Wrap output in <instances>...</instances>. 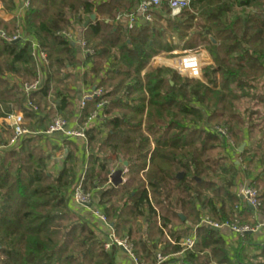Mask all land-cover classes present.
Returning <instances> with one entry per match:
<instances>
[{
  "label": "trees",
  "instance_id": "obj_1",
  "mask_svg": "<svg viewBox=\"0 0 264 264\" xmlns=\"http://www.w3.org/2000/svg\"><path fill=\"white\" fill-rule=\"evenodd\" d=\"M132 1L31 0L23 21L27 40L9 41L12 37L0 32V103L8 105L6 112L12 104L27 118L37 116L25 109L20 86L10 81L38 78L35 39L50 65L46 83L33 99L54 93V115L67 113L71 104L66 86L74 77L70 71L77 67L78 54L77 42L64 34L79 28L81 41L94 52L85 54L83 82L103 89L83 110L84 117L102 102H107L103 114L108 116L101 130L86 132L92 167L84 188L96 194L103 190L94 199L114 231L128 238L140 264H156L157 252L169 257L182 251L168 238L179 242L189 237L203 212L219 225L234 224L237 214L241 224L254 226L253 211L235 189L244 165L259 162L264 167V0H192L175 19L165 17L166 27L162 15L154 25L132 31L112 24ZM0 2L9 12L17 8L15 0ZM93 15L96 20L85 28ZM173 38L187 39L186 49L208 44L215 65L205 73L209 85L169 68L149 69L142 76L153 56L173 50L168 42ZM214 75L218 78L212 79ZM245 101L253 107L246 117L238 111ZM216 127L225 129L224 137ZM257 128L261 138L256 150L239 152L240 166L230 162V150L236 144L240 148ZM218 147L228 155L216 166L209 153ZM67 150L57 174L49 171L50 156L35 141H22L0 154V264H117L118 248L106 251L94 224L72 207L76 148L68 145ZM121 160L129 164L128 181L114 187L112 169ZM263 200L260 194V210ZM175 222L182 229L176 230ZM252 244L249 235L241 238L231 257L220 233L203 226L185 260L264 264V247ZM250 248L257 254L249 256ZM197 250L208 254L200 256Z\"/></svg>",
  "mask_w": 264,
  "mask_h": 264
},
{
  "label": "built area",
  "instance_id": "obj_2",
  "mask_svg": "<svg viewBox=\"0 0 264 264\" xmlns=\"http://www.w3.org/2000/svg\"><path fill=\"white\" fill-rule=\"evenodd\" d=\"M20 5L17 6L18 14L24 19L27 11L30 7L31 0H19ZM192 0H136L135 2H131L128 10L123 14H119L117 19L113 22L114 25L120 26L125 30L132 31L138 28H143L146 26H152L158 21V17L162 15L164 19H166L164 15V11L167 8L169 12H171L173 17L179 16L184 10L189 9L191 6ZM22 35L15 36L14 38L8 39L9 41H17L19 39H23ZM71 41L76 42L77 33L73 35L71 33L64 34ZM78 43V42H77ZM81 49L85 54L93 55L94 52L86 48V43L84 41H79ZM33 52L34 58L37 62V65L40 69L47 68L50 65V61L48 59L47 53L42 50L39 44L33 41ZM183 52L175 48L169 52L168 54L178 55ZM162 56L153 57L154 61H165L161 64H166L169 68L174 69L179 74L187 76L189 79L197 80L204 82L202 78L203 68L206 62L194 55H186L181 58H173V59H164ZM165 66V65H161ZM205 79V78H203ZM47 80L46 69L45 72H40L37 79L32 82L24 83L22 86V92L25 96V109L29 112L38 113L39 106L36 101L33 99V94L38 93L42 90ZM103 89L95 88L94 90H90L82 95L80 109L84 110L87 105L94 101L95 98L102 96ZM107 104V102H102L97 106V110L92 112L90 116L84 122V128L81 130L70 129L69 122L66 121L63 116H57L53 119L52 123L49 125L46 134L47 135H55V134H63L68 138H78L84 141V143L88 144L87 138V130L89 129L90 124L96 122L98 120L106 119L107 116L103 114V108ZM0 110L3 114V122L6 127L10 129L12 132V136L10 138V145L16 146L21 140L27 136L28 130L25 128V117L23 112H6L3 105L0 103ZM225 135V132H222V136ZM85 175L77 180L76 185L72 188L70 193L71 203L73 209L76 211L77 208H87L91 209L93 216L100 221V223L110 229L108 240L104 242V248L106 251H111L114 246L118 249L122 250L125 254H127L136 264H140L138 258L134 254L132 250V246L128 242V238H124L123 240H119L116 236V233L113 227L109 224L108 219L104 215V213L95 208V199L91 196V194L85 191L84 182ZM124 180V178H123ZM238 196L248 205L252 207L255 211H260L261 201L258 190L253 185L243 186L238 193ZM92 204L91 208H88V205ZM235 223L229 224L225 223L219 225L215 222H206V226L211 228L219 229L222 227H227L231 231H233L236 235L244 238L246 235H255L264 232V222L259 223L258 225H248V224H240L238 215L235 214ZM173 245H179L182 248V251L187 253L190 251H194L197 243V234L194 232L190 237L184 238L179 242L170 240ZM169 257L164 256L161 252H157L156 254V264H163L168 260Z\"/></svg>",
  "mask_w": 264,
  "mask_h": 264
},
{
  "label": "crops",
  "instance_id": "obj_3",
  "mask_svg": "<svg viewBox=\"0 0 264 264\" xmlns=\"http://www.w3.org/2000/svg\"><path fill=\"white\" fill-rule=\"evenodd\" d=\"M134 1H136V0H133L132 3ZM16 5L18 6V4H16ZM161 23L165 24L164 17L161 20ZM138 29H141V28H138ZM80 37H81V35L77 32V40H76V42H78L77 43V54H78L77 67H76V69L70 71V74H72L74 76L73 77L74 79L71 78L70 80H68L67 86H66V91H68V93H69L68 100H69V103L71 104L69 106V109H68L69 114H68V111L65 114H61V116L63 115L68 119L70 129H76L77 127L80 128L81 126L83 127L85 120L88 118V117H86V118L84 117L83 110H81L80 107L77 106V104H76L77 101L74 100V97H76V99H78L81 102V98H82V95L84 93H86L90 90H94L96 88V87H90L89 84H85L83 82V76L85 75V73L87 71V67L84 66L85 53L81 49V46L79 44V41L81 40ZM170 39H168V42ZM175 40H176L175 38L172 39L173 42ZM33 41H35V39H33ZM169 43H171V41ZM176 49L181 51L182 50L181 45L176 47ZM171 51H169V52H171ZM45 69H46V73L48 75L49 67L42 68V69L39 68L38 69V75L40 72H43V71L45 72ZM10 81L12 83L18 84V86H20V88H21V91H22L23 84L28 83V82H23L22 80H20L18 78H12V77H10ZM32 81H34V80H32ZM32 81H30V82H32ZM56 89L59 90V87H57ZM53 94H50L47 99L43 98L41 94L40 95L38 94V95H36V97H34L35 98L34 100L36 102H38V104L41 105V107H40L41 112H38L37 116L32 117V118H27L25 113L23 112V110H20V108H18L17 106L9 104V108L11 110L10 112H19L20 111V112H23V114H24L25 121H26L25 128L28 130V134L26 137H24L21 140V142L22 141H35L41 147V149L43 150L45 155L50 156V163H49V168H48L49 171L54 173V174H57L62 169L63 163L65 162V159L67 157L68 145L71 148L72 147L76 148V150H75L76 160L78 159V161H82L83 163H85L88 160V158L90 157V151H89V143L86 145L84 143V141H82L81 139L68 138V137L64 136L63 134H55V135H47L46 134V131H47L49 125L52 123L53 119L57 116V115H54V113L57 109V103H56V97H54ZM2 105L5 108L4 105H7V104H2ZM95 110H97V106L95 107L94 111ZM1 113H2V111H1ZM107 118H108V116H107ZM103 120H105V119L102 118L101 120L93 122L92 124H90L89 129L95 128L96 130H101V123L103 122ZM259 129L260 128L255 129L253 134L249 138L246 139L245 143L241 146V147H245L243 149V151L245 149H248L249 151L256 150L257 143H258L259 139L261 138V134L259 132ZM11 136H12V132L10 131V129H8L6 127L5 123L3 122V116L0 117V140L2 138L5 139L4 141H1V143H0V154H4L6 151L13 149V148H16V147H18V145H20L21 142L16 146H11L10 142H9ZM246 136H247V131H246ZM236 165L240 166V164H237V163H236ZM252 167L253 168L251 169V175L250 176H248V177L243 176L242 177V175L240 174L239 182H238V185L235 189V193L237 194V196H238V190H240L243 186L250 185V184L251 185L255 184L257 186L259 184L260 188L259 187L258 188L261 190V194L264 195V175H263V177H261V175H260V173L262 172L264 167L259 162H255L252 165ZM258 176H259L260 180L258 179ZM124 180H125V178H124ZM241 180H243V181H241ZM244 183H247V184H244ZM242 202L244 205H247L249 207V205L247 203H245L243 200H242ZM94 205H95V208L100 209L102 211L101 207L99 206V201L97 199L95 200ZM263 205H264V200H263ZM251 210L253 211V214L251 216V220L253 221L254 225H258L259 223L264 222V209L260 210V211H255L251 208ZM76 212L82 216L87 217L94 225L97 223L100 226L101 233H102V234L98 235L100 237V239H101V235H102V237H105V234H108V236H109L110 231L107 232V231L103 230L105 228H103L102 227L103 225L100 223V221H98L93 216L91 209L78 208L76 210ZM99 226H97V227H99ZM111 226L113 227V225H111ZM186 226H189L188 222L186 223ZM202 227H203L202 225L193 226L191 235L194 232H196V234L198 235V229H200ZM207 227L209 228V226H207ZM175 229L179 230L182 228L180 227V224L177 223L175 225ZM215 230L217 232H219L220 235L223 237V239L226 243L225 249L229 252L230 256L232 257L234 255L235 250L238 247V242L242 237L236 235L233 231H231L227 227H222V228L215 229ZM249 236H250L254 245H260L261 247H264V232L259 233V234H255V235H249ZM168 239H169V241L171 240L170 238H168ZM182 239H184V238H182ZM102 241L105 242V240H102ZM197 252H198L197 254L200 256H206V254H208V252L206 250H203V252L197 250ZM247 254H249V256H253V255H256L257 252L255 251L254 248H250L247 251ZM168 259H171L170 264H188L185 260L186 259V253L183 251L170 255ZM117 264H136V263L127 254H125L122 250L118 249L117 250ZM210 264H217V262L215 260H212Z\"/></svg>",
  "mask_w": 264,
  "mask_h": 264
},
{
  "label": "rangeland",
  "instance_id": "obj_4",
  "mask_svg": "<svg viewBox=\"0 0 264 264\" xmlns=\"http://www.w3.org/2000/svg\"><path fill=\"white\" fill-rule=\"evenodd\" d=\"M15 3L18 4V6L20 5L19 0H15ZM16 10H17V8L14 11L9 12V11L5 10L3 4L0 2V32L3 33L1 35H7V37H12V38H14L15 36H18V35H22L21 37H23V41H26L27 38H26L25 35H29L28 34V28H27V25L24 24V22H23L24 19L18 14V11H16ZM164 15L166 16L167 19L169 18V19H172V20L175 19L176 17H178V16L173 17L172 14H171V12L170 13L165 12ZM161 25L164 26V27L167 26L166 23L165 24H161ZM78 29L79 28L76 27V30H75L76 32L71 30V31H69V33H71L73 35H76ZM195 32H196V30L194 28L193 31L190 32V36L191 35H194ZM9 39H11V38H9ZM17 41H20V39L18 38ZM170 41H171V43L173 44L174 47L175 46L178 47V46L181 45L182 50L180 52H183V53L178 54V55L168 54L169 51H164V49H163L162 50L163 52H161L160 54L155 55L153 57L162 56L161 58H164V59H173L175 57L176 58H181V57H184V56L189 55V54L190 55L197 56L200 59H202L204 62H206L205 65H204V68H203V75H205V73L207 74L206 70H207L208 67L215 66L214 65V61H213V58H212V55H211V51H210L211 48L208 46L207 43L200 44V45H198L197 47H195L193 49H186L185 42L187 41V39L185 41H183V42L179 41L178 38H176V40L174 42L172 40H169V42ZM161 62L164 63L165 61L164 62L163 61H160V60L159 61L158 60L157 61H154L153 59H151L150 62H149V64H148V66H147V68L142 72V76H144V74L149 69L169 68V66H166V64H161ZM161 65H165V66H161ZM169 69H172V68H169ZM172 70H174V69H172ZM175 72H177V71H175ZM179 75H181L184 78H188L185 75H182V74H179ZM203 78H205V76ZM203 78H202V80L204 81L203 83H205V84L207 83L209 85L208 78H206V79H203ZM217 78L218 77L215 76V75L212 76V79H217ZM74 100L77 101L76 104H77L78 107H80L81 102L78 99H76V97H74ZM238 107H239L238 108L239 109L238 110L239 113L242 114V115H243V113H245L244 114L245 117L248 116V114L246 115V113H250L252 111L251 109H253L252 104L250 102H248V101L240 102L239 105H238ZM63 118L66 121H68V119L65 116H63ZM83 128H84V126L83 127L81 126L80 128L77 127L76 130H81ZM216 128L219 129L220 132L221 131L222 132H225V129H223V127H216ZM4 140L5 139L2 138L0 140V143H1V141H4ZM237 146L238 145L236 144V146H234L232 148V150H230L229 161L230 162H235L237 164H240L241 161H242V159L239 156V152L240 151H239V148ZM154 148H155V145H152L153 151H154ZM89 151H90V149H89ZM93 153L96 154L97 151H93ZM227 155H228V153L223 148H221V147H218V148L214 149L213 151H211L209 153V157H210L212 163L217 164L216 166L224 164L225 163L224 160H225V157H227ZM86 162L83 163L82 161H78V159L75 161L74 166L76 168L77 179H76V182H75L74 186L76 185L77 180L79 178H81L83 175H85V177H87V174L90 171L89 169L92 166L88 164L89 163V158H88V160ZM128 167H129L128 162L121 160V162H119L118 164H116L115 166H113V169L112 170L114 172H116L118 170H122V172H123V178H125L124 182H127L128 181V175H129V169H128ZM252 168H253L252 166H249L247 164L244 165L243 168H242V170L240 171V174L242 175V177L243 176L246 177L245 171H250ZM260 175H262V174H260ZM218 180L220 181V179H218ZM241 181H243V180H241ZM221 184H222L221 182L218 183V185H221ZM244 184H247V183H244ZM253 186L257 190H259L258 193L260 195L261 194V190L259 189L260 187L258 188V186L255 185V184ZM102 191H103L102 189L99 190L97 192V194L95 192H89V193L91 194L92 197L94 196L93 197V199H94L95 197L97 198V196H99V193H101ZM238 193H239V190H238ZM115 201H117V200H115ZM206 222H212V220L208 216V214H206L205 212H203L202 217H201V220L196 221L193 225L196 226L198 224V225L206 226ZM175 223L177 224V222H175ZM94 226H95L96 230L99 233L98 235L102 234L101 233L100 226L97 223ZM97 226H99V227H97ZM241 226H242V224H241ZM102 227L105 228V229L102 228L103 230H105L107 232L110 231V229L108 227H106L104 225ZM116 236H117V238L119 240H123L124 239L123 236L118 235V233H116ZM99 239H100V237H99ZM101 239L107 241L108 240V234H105V237H102V235H101Z\"/></svg>",
  "mask_w": 264,
  "mask_h": 264
},
{
  "label": "water",
  "instance_id": "obj_5",
  "mask_svg": "<svg viewBox=\"0 0 264 264\" xmlns=\"http://www.w3.org/2000/svg\"><path fill=\"white\" fill-rule=\"evenodd\" d=\"M95 20H96V15H93V16L91 17V19L88 20V21L85 23L84 27L87 28V27L91 24V22H93V21H95ZM210 40H211L214 44H216V41H214V39H213L212 37L210 38ZM243 149H244V147H241V148L239 149V151L242 152ZM178 178H179V179L183 178V174L181 173V174L179 175ZM110 180H111V183H112V185H113L114 187H118V186L122 185V184L124 183V180H123V172H122V170H118V171L112 173V175H111V177H110ZM91 207H92V204L88 205V208H91ZM249 207L252 208L250 205H249ZM181 218L184 220V217H183V216H181Z\"/></svg>",
  "mask_w": 264,
  "mask_h": 264
}]
</instances>
